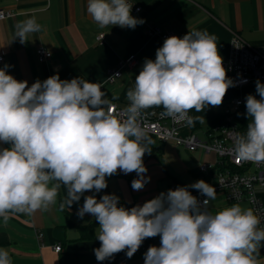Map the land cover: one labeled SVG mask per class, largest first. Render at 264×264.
I'll return each instance as SVG.
<instances>
[{"label":"clouds","instance_id":"1","mask_svg":"<svg viewBox=\"0 0 264 264\" xmlns=\"http://www.w3.org/2000/svg\"><path fill=\"white\" fill-rule=\"evenodd\" d=\"M132 7L130 0H88L87 12L102 28L135 29L145 21L131 14ZM41 30L34 17L28 18L17 24L15 39L25 44L30 34ZM216 40L198 30L182 38L167 37L155 59H145L119 115L98 82L62 80L56 74L29 86L9 74L10 65L0 67V144L9 145L0 147L3 222L15 213L30 215L56 204L61 186L67 198L60 208L70 209L85 192L106 189L107 178L118 171L135 172L131 187L142 190L151 179L143 163L151 149L139 123L142 111L162 106L161 116L175 123H204V117L190 116V111L220 106L228 89L236 86L227 76ZM255 87L260 98L246 96L249 123L246 132L237 135L233 150L239 161L264 163V84L257 80ZM189 188L206 199L198 200ZM216 195L204 180L161 192L131 208L120 205L115 194L99 199L88 195L77 216L90 214L97 221V261L122 251L131 259L145 239L159 236V246H149L144 253V264H258L264 242L260 217L240 204L212 213L208 206ZM0 264H13L7 249L0 248Z\"/></svg>","mask_w":264,"mask_h":264},{"label":"crops","instance_id":"2","mask_svg":"<svg viewBox=\"0 0 264 264\" xmlns=\"http://www.w3.org/2000/svg\"><path fill=\"white\" fill-rule=\"evenodd\" d=\"M132 4L131 14L145 21L135 29L111 25L100 27L87 12L88 0H0V8L15 15L0 22V55L4 56L0 67L10 65L9 74L17 80H27L29 86L36 80L43 81L56 74L62 80L82 77L98 82L111 103L126 107L129 103L127 91L134 87L135 76L145 59L154 60L156 50L163 45L160 38L148 35L151 26L181 38L188 31H207L216 36L223 60L229 55L232 33L239 34L256 49L264 50V0H132ZM136 7L141 8L138 14L133 11ZM32 17L42 30L30 34L28 42L21 44L15 39L17 24ZM100 34H104V39L99 42ZM39 48L50 51L51 59L41 63L37 55ZM131 56L136 57L137 65L123 69L119 78L107 83L111 73ZM249 94L260 98L255 84L239 90L230 87L220 106H209L199 113L194 109L190 111V116L205 118L204 123L198 120L193 123L194 134L204 138L209 131V120L222 114L228 103L236 98H242L244 105L235 119L241 125L249 123L245 107ZM159 110L164 109L162 106L151 107L142 113ZM148 145L151 152L143 157V163L148 170L146 176L151 179L142 190L131 187L135 172L125 175L118 171L107 178L106 189L100 193L85 192L84 196L95 195L99 199L104 194H115L120 198V205L131 208L166 192L171 185L177 188L198 180L212 186L217 183L215 174L199 171L201 163L215 160L211 154L191 151L170 142ZM8 146L0 144V147ZM216 193V199L210 201L209 211L215 213L233 205L226 201L223 193ZM259 195L264 203V190H259ZM84 196L70 209L65 206L61 210L60 203L67 198V189L61 186L56 204L47 209L30 215L15 213L6 224L0 218V248L9 251L13 264H114L117 260H123L125 264H144V253L149 246H159V236L145 239L131 259L122 251L108 260L97 261L93 251L100 246L96 239L97 221L90 214H85L83 219L77 216ZM239 204L242 208H251L248 203ZM57 245L63 248L60 254L54 252ZM256 259L258 264H264L261 248Z\"/></svg>","mask_w":264,"mask_h":264},{"label":"built area","instance_id":"3","mask_svg":"<svg viewBox=\"0 0 264 264\" xmlns=\"http://www.w3.org/2000/svg\"><path fill=\"white\" fill-rule=\"evenodd\" d=\"M132 3V0H130ZM133 11L138 14L141 8L136 7ZM15 15L0 8V22L13 18ZM150 37H158L163 42L169 36H178L172 32H164L158 27L151 26L148 29ZM104 34L98 36V41H103ZM240 46L236 48L233 44ZM50 53V54H49ZM39 61L46 62L51 59L52 53L46 48L37 50ZM4 62V56L0 55V63ZM227 70V76L236 83L235 89L239 90L259 80L264 84V50L260 51L245 41L239 34L232 33L229 55L223 60ZM137 65L135 56L129 57L121 62L119 67L113 71L107 83H113L121 76L125 68H134ZM119 74V76H116ZM103 91V87H102ZM112 109L114 114L119 115L125 107L114 103ZM242 98H236L228 103L223 110L224 122L222 126L210 129L204 138H199L193 132L194 124L187 125L186 122L175 123L171 118L162 117L163 110L154 113H141L139 123L145 132L147 140L153 142L173 143L191 151H201L211 154L215 160L203 162L199 165L202 174H215L217 183L213 185L217 192L224 194L230 204L248 203L254 212L260 217L261 223L258 227L264 228V203L259 195V190H264V163L251 161H239L234 153V143L237 135L246 132L247 124L241 125L235 119L236 113L243 107ZM147 140L145 141L146 145ZM174 185L170 189H175ZM198 200L206 199L198 191L189 190ZM210 207V203L208 208ZM42 238V234H38ZM54 252H63L61 245L54 247ZM261 253L264 257V242H262ZM107 264V263H103ZM114 264H125L123 260H117Z\"/></svg>","mask_w":264,"mask_h":264},{"label":"trees","instance_id":"4","mask_svg":"<svg viewBox=\"0 0 264 264\" xmlns=\"http://www.w3.org/2000/svg\"><path fill=\"white\" fill-rule=\"evenodd\" d=\"M209 122H210L209 130L210 129H213V128H216V127L222 126V124L224 122V115H223V113L220 114V115L215 116L212 119H210ZM146 146L148 147L149 145H146ZM147 154L148 153H146L144 156H146Z\"/></svg>","mask_w":264,"mask_h":264},{"label":"rangeland","instance_id":"5","mask_svg":"<svg viewBox=\"0 0 264 264\" xmlns=\"http://www.w3.org/2000/svg\"><path fill=\"white\" fill-rule=\"evenodd\" d=\"M200 136H202V134L201 133H198Z\"/></svg>","mask_w":264,"mask_h":264}]
</instances>
